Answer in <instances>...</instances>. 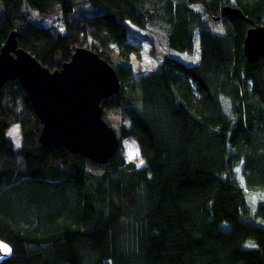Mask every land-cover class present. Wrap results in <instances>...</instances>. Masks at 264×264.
Listing matches in <instances>:
<instances>
[{
  "label": "trees",
  "instance_id": "1",
  "mask_svg": "<svg viewBox=\"0 0 264 264\" xmlns=\"http://www.w3.org/2000/svg\"><path fill=\"white\" fill-rule=\"evenodd\" d=\"M82 1L95 10L74 17ZM229 3L264 24V0H0V47L15 30L18 46L51 70L78 46L114 67L119 91L101 100L102 114L121 109L120 136L144 161L118 149L94 174L82 155L40 145V120L17 80L6 81L0 238L12 254L0 264H264V199L251 211L246 198L264 190V54L245 59L247 21L221 17L215 33L202 19ZM31 12L57 13L63 28ZM128 21L161 24L174 51L190 52L198 31L197 62L167 58L135 74ZM14 123L16 151L5 134Z\"/></svg>",
  "mask_w": 264,
  "mask_h": 264
},
{
  "label": "water",
  "instance_id": "2",
  "mask_svg": "<svg viewBox=\"0 0 264 264\" xmlns=\"http://www.w3.org/2000/svg\"><path fill=\"white\" fill-rule=\"evenodd\" d=\"M220 16L249 23L243 54L256 63L264 54V24H253L232 3L222 5L214 19ZM8 80H17L41 122L40 145H62L95 164H105L119 149L120 138L103 117L100 102L119 91L120 80L114 67L90 48L76 47L68 60L51 70L18 46L12 30L0 47V88ZM0 244L10 249L0 250L1 262L11 256L12 249L1 238Z\"/></svg>",
  "mask_w": 264,
  "mask_h": 264
},
{
  "label": "rangeland",
  "instance_id": "3",
  "mask_svg": "<svg viewBox=\"0 0 264 264\" xmlns=\"http://www.w3.org/2000/svg\"><path fill=\"white\" fill-rule=\"evenodd\" d=\"M95 8L91 6L89 2H80L76 5L74 12L75 16L90 13ZM1 13V9H0ZM32 18H40V16L31 12ZM57 13L47 14L41 16L40 23L45 26H50L52 21L57 18ZM202 19L208 21L210 29L215 33L223 32V22L221 19L214 20L208 18L206 15H202ZM128 24V37L131 42L137 45V52L131 54V64L135 74L148 72L150 70L158 69L162 66V62L167 58H175L183 63L190 64L195 63L198 60L199 45H198V31L193 35V49L190 52L186 51H174L169 48L167 44V35L161 24L151 25L144 28L135 26L134 24L127 22ZM103 117L106 121L112 125L115 129L118 137L120 138L119 153L126 161L133 162L136 166L144 164L136 142L130 138H122L120 136V126L128 122V118L123 114L120 108H110L103 112ZM6 136L11 141L13 149L16 151L21 144V134L18 123H14L5 130ZM138 153V155H137ZM132 155L133 158H129ZM16 157L19 154L16 152ZM142 162V163H141ZM88 171L94 174H101L105 171L106 166L104 164H95L90 162L88 164ZM247 204L251 211L255 207V204L259 200L264 199V190L262 191H250L246 190ZM247 244H252L251 240L246 241Z\"/></svg>",
  "mask_w": 264,
  "mask_h": 264
},
{
  "label": "snow or ice",
  "instance_id": "4",
  "mask_svg": "<svg viewBox=\"0 0 264 264\" xmlns=\"http://www.w3.org/2000/svg\"><path fill=\"white\" fill-rule=\"evenodd\" d=\"M137 155H138V153H137ZM129 158H130V159L133 158L132 155H130ZM141 163H142V162H141ZM0 250H2V251L5 252V253H7V252L10 251V249H8L7 246H6V245H3V244H0Z\"/></svg>",
  "mask_w": 264,
  "mask_h": 264
},
{
  "label": "built area",
  "instance_id": "5",
  "mask_svg": "<svg viewBox=\"0 0 264 264\" xmlns=\"http://www.w3.org/2000/svg\"><path fill=\"white\" fill-rule=\"evenodd\" d=\"M54 24L56 25V27H57L58 29H62V28H63L62 23H60L57 19L54 20Z\"/></svg>",
  "mask_w": 264,
  "mask_h": 264
},
{
  "label": "bare ground",
  "instance_id": "6",
  "mask_svg": "<svg viewBox=\"0 0 264 264\" xmlns=\"http://www.w3.org/2000/svg\"><path fill=\"white\" fill-rule=\"evenodd\" d=\"M219 14H220V11H219ZM217 16V15H216ZM215 17V16H214ZM222 16L219 17V19L221 18ZM215 20V19H214ZM218 20V19H217Z\"/></svg>",
  "mask_w": 264,
  "mask_h": 264
},
{
  "label": "clouds",
  "instance_id": "7",
  "mask_svg": "<svg viewBox=\"0 0 264 264\" xmlns=\"http://www.w3.org/2000/svg\"><path fill=\"white\" fill-rule=\"evenodd\" d=\"M56 20V19H55ZM52 22H54V21H52Z\"/></svg>",
  "mask_w": 264,
  "mask_h": 264
}]
</instances>
